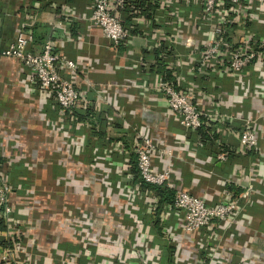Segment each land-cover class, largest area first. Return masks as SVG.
<instances>
[{
	"label": "crops",
	"instance_id": "obj_1",
	"mask_svg": "<svg viewBox=\"0 0 264 264\" xmlns=\"http://www.w3.org/2000/svg\"><path fill=\"white\" fill-rule=\"evenodd\" d=\"M149 2L154 8L142 14L143 22L132 17L125 23L128 39L112 47L82 17L90 0H0L1 49L20 31H32L29 49L37 54L52 40L58 54L76 63L73 71L61 65L60 72L83 94L64 115L28 81L19 60L0 55V176L17 193L10 228L15 264H65L69 257L68 264H135L144 251L148 264H199L195 255L207 244L196 252L201 244L195 240L202 236L182 234V212L165 204L157 217L133 177L135 159L128 153L143 135L167 152L154 158V168L171 167V189L211 205L226 190L242 193L236 224L214 226V244L217 251L228 239L237 246L227 247L229 256L222 249L225 264H264V62L239 75L209 67L196 72V48L214 26L203 19L199 1ZM66 12L72 18L64 20ZM261 18L234 26L228 39L263 37ZM160 76L193 92L210 139L181 126L155 90ZM241 118L252 119L258 136L250 152L239 147ZM220 153L225 160H217ZM166 227L178 228L174 237L164 236ZM6 232L7 224L0 245L8 243Z\"/></svg>",
	"mask_w": 264,
	"mask_h": 264
},
{
	"label": "built area",
	"instance_id": "obj_2",
	"mask_svg": "<svg viewBox=\"0 0 264 264\" xmlns=\"http://www.w3.org/2000/svg\"><path fill=\"white\" fill-rule=\"evenodd\" d=\"M129 1L90 0V13L82 17L91 25L97 27L112 47L118 46L129 37L123 19V10ZM197 1L202 7L203 19L210 21V24L214 26L209 29L211 37L206 39L201 48H196L198 53L197 64L194 68L196 72L201 73L203 67H209L210 70L217 72L219 75H239L249 65L264 62V36L254 39L247 34L237 43L228 39V35L234 26L240 27L246 25L247 20H257L259 17L261 18V15L264 16V0ZM253 5H255L254 8ZM65 15L64 20L72 18L69 12H66ZM143 20L144 16L142 15L136 18V22H143ZM32 41L33 33L31 30L20 31L11 44L0 50V55L19 60L21 65L29 72L28 81L36 83L39 90L46 97L55 100L62 114L69 115L77 103L82 100L83 94L74 86L72 80L61 74L60 66L64 65L67 69L73 71L76 63L58 54L52 40L46 41L38 54L29 49ZM155 90L161 94L167 108L179 119V123L185 129L197 130L206 126L207 122L205 123L202 118L203 113L199 109L192 91L178 86L176 88L172 81L161 76ZM208 119H217V117ZM241 123L242 128L238 137L239 147L244 152L253 151L257 148L258 136L253 127L252 119L241 118ZM166 153H162L158 149V145L152 137L143 135L134 142L128 155H132L135 159L133 168L135 166L140 181L137 182V185L145 191L151 210L155 212L157 217L162 219L160 207L165 204L166 209L182 212V220L178 227L182 234H191L193 238L199 234L202 236V240H195L197 244H201L200 247H196V250H194L196 252L199 248L204 252V242L207 244L205 253L195 255L199 264H225L226 257L220 255V252H223L222 249H226V256H229L230 253L227 247L235 248L237 246L228 239V245L225 241L224 245L227 246L223 248L219 245L217 251L214 244L216 238L212 229L214 226H218L229 230L236 224V216L240 211L239 198L243 196L242 193L226 190L225 198L211 205L203 197L195 196L188 190L171 189V167L168 166L158 170L154 168V158ZM216 156L217 160L226 159L223 153ZM142 183L149 187L173 190L171 201L162 203L160 196L154 189L144 188L141 185ZM248 191H252V186H248L244 193L248 194ZM14 192L16 193L7 177L5 175L0 176V214H3L4 221L7 224L6 236L8 240V243L0 245V264H15L17 258L16 248L13 245L14 238L11 239L14 233L12 234L10 231L12 213L15 209L14 203H16L15 200L12 201L11 197ZM178 228L171 231L170 228L166 227L162 229V233L168 238L174 237V232L177 233ZM203 230H206V234H201ZM218 239H220V236H218ZM220 249L221 251H219ZM85 250L84 248V254L81 257L83 259L86 257ZM146 256L148 254L145 251L141 252V258L135 264H148L150 261L144 260ZM75 258H77V255L73 256V259ZM69 261H72L70 257L69 260L65 259V264H68ZM113 261L116 262L114 259ZM128 262L121 264H129L130 262ZM94 264H99V262H94Z\"/></svg>",
	"mask_w": 264,
	"mask_h": 264
},
{
	"label": "trees",
	"instance_id": "obj_3",
	"mask_svg": "<svg viewBox=\"0 0 264 264\" xmlns=\"http://www.w3.org/2000/svg\"><path fill=\"white\" fill-rule=\"evenodd\" d=\"M153 8H154V5H152L149 2V0H136V1H131L130 0L125 5L124 10H123L124 23H127V22L131 23L132 17H136V15H142V14L148 15V11L150 9H153ZM164 48L165 47H163L160 50L159 53H162V50ZM164 72H166L165 77L168 78V79H171V72L168 71V69H166V67H164ZM205 128L206 127H201L199 129H197L196 131L198 132L199 136H202L204 139H210L211 138V135H209V134L206 133V131L204 130ZM132 172H133V177H134V175L136 176L135 181L136 182H140L139 179H138L139 177H138L137 170L134 168V170L132 169ZM141 185H143L144 188L147 187V188L154 189V191L160 196L162 203H164V202H170L171 199H172L173 190H171V189L159 188V187H149V186L144 185L143 183ZM228 188H230V189H232L234 191L236 190V188L234 189L230 184H229ZM238 191H235V192L237 193ZM5 230H6V223L4 221L3 214H0V233L3 232V231H5ZM1 242L2 241H0V243Z\"/></svg>",
	"mask_w": 264,
	"mask_h": 264
},
{
	"label": "water",
	"instance_id": "obj_4",
	"mask_svg": "<svg viewBox=\"0 0 264 264\" xmlns=\"http://www.w3.org/2000/svg\"><path fill=\"white\" fill-rule=\"evenodd\" d=\"M1 22H2V19L0 18V43H1ZM0 50H1V46H0Z\"/></svg>",
	"mask_w": 264,
	"mask_h": 264
},
{
	"label": "rangeland",
	"instance_id": "obj_5",
	"mask_svg": "<svg viewBox=\"0 0 264 264\" xmlns=\"http://www.w3.org/2000/svg\"><path fill=\"white\" fill-rule=\"evenodd\" d=\"M156 224H157L156 227H158V222H156ZM158 230H159V227H158Z\"/></svg>",
	"mask_w": 264,
	"mask_h": 264
}]
</instances>
